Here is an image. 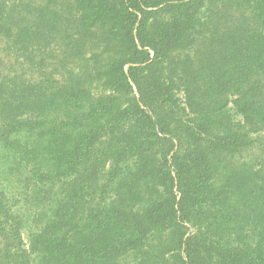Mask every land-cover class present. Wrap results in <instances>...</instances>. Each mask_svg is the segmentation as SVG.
Listing matches in <instances>:
<instances>
[{
    "label": "trees",
    "instance_id": "16d2710c",
    "mask_svg": "<svg viewBox=\"0 0 264 264\" xmlns=\"http://www.w3.org/2000/svg\"><path fill=\"white\" fill-rule=\"evenodd\" d=\"M31 2L0 144L38 210L0 190V264H264V0Z\"/></svg>",
    "mask_w": 264,
    "mask_h": 264
},
{
    "label": "rangeland",
    "instance_id": "374dc122",
    "mask_svg": "<svg viewBox=\"0 0 264 264\" xmlns=\"http://www.w3.org/2000/svg\"><path fill=\"white\" fill-rule=\"evenodd\" d=\"M41 0H36V2H31V6H38L41 5ZM19 53L14 49L11 43L4 39L0 38V80L6 81L11 76L15 75H23V77L31 79L32 77L36 76L34 73L29 69H23L22 67L17 66V58L21 61V57L18 56ZM11 149H5L3 144H0V190L4 192L6 197L9 200V204H14L16 201V213L18 215H23L24 217L30 216L32 217L34 213L38 210L37 206L26 204L25 201H20L19 192L20 186L16 176L11 174L15 172L14 165L11 166V163L14 162V158L12 156ZM189 226L190 231H194V228ZM24 240L28 243V231L25 230L23 233ZM26 243V244H27ZM2 244L0 243V254L2 250Z\"/></svg>",
    "mask_w": 264,
    "mask_h": 264
}]
</instances>
